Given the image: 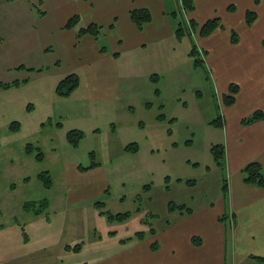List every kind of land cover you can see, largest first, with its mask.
<instances>
[{
	"label": "rangeland",
	"instance_id": "374dc122",
	"mask_svg": "<svg viewBox=\"0 0 264 264\" xmlns=\"http://www.w3.org/2000/svg\"><path fill=\"white\" fill-rule=\"evenodd\" d=\"M194 42L193 32L184 34L178 62H160L155 80L126 86L121 98L101 102L78 91L77 96L55 93L48 73L0 66L2 82L16 74L26 79L0 89V264H98L123 250L120 238L143 230L149 240L150 227L159 233L167 221L191 218L168 204L204 212L211 225L218 221L224 227L226 264H260L251 255L264 250L255 251L249 242L239 244L238 254L250 253L230 257L238 246H232L234 221L229 209L222 210V170L210 152L221 140L222 126L213 120L222 117L225 104L208 65L195 66L187 55ZM0 50L21 59V52H10L6 44ZM27 60L32 57L15 62ZM14 120L18 126L11 129ZM71 128L83 131L76 143L67 138ZM28 144L34 146L29 152ZM45 170L48 188L38 178ZM77 191L78 198L72 196ZM43 198L48 199L43 213L23 209L26 200ZM97 200L104 209L130 216L109 221L94 207ZM218 215L225 218L217 220ZM77 243L80 249L73 251Z\"/></svg>",
	"mask_w": 264,
	"mask_h": 264
},
{
	"label": "crops",
	"instance_id": "0c3cea01",
	"mask_svg": "<svg viewBox=\"0 0 264 264\" xmlns=\"http://www.w3.org/2000/svg\"><path fill=\"white\" fill-rule=\"evenodd\" d=\"M193 2L194 9L184 13L186 17L200 25L217 16L222 24L208 35L195 33L194 42L212 71L215 89L222 96L230 83L238 85L234 101L223 105L219 142L224 145L227 178L222 210L229 209L234 221L232 246H238L230 257L236 259L250 253L238 254L243 242L254 244L255 251L264 250V188L246 184L241 177L242 167L250 161H258L264 172V119L241 122L255 110L264 112V0L257 4L253 0ZM141 7L149 10L151 18L138 28L129 11ZM248 9L256 12L250 24L245 22ZM176 10L180 12L179 0H0V49L6 44L10 52H21V59L16 53L0 52V66L16 73L28 69L48 73L54 79V91L59 79L75 73L78 85L69 95L77 96L78 91L91 102L112 100L123 95L126 86L128 90L153 80L160 62L168 66L178 62L181 38L175 36V28L181 17ZM73 15L78 22L65 26ZM90 23L100 26L97 35L78 33ZM29 57V62H15ZM32 62L39 63L33 66ZM18 75L4 82L26 80ZM76 194L78 198V191L72 196ZM196 212L192 209L187 220L167 221L152 239L120 238L123 250L98 264H226L224 227L218 221L211 225L204 212ZM153 240L157 242L154 249Z\"/></svg>",
	"mask_w": 264,
	"mask_h": 264
},
{
	"label": "trees",
	"instance_id": "16d2710c",
	"mask_svg": "<svg viewBox=\"0 0 264 264\" xmlns=\"http://www.w3.org/2000/svg\"><path fill=\"white\" fill-rule=\"evenodd\" d=\"M5 1H11V0H5ZM254 3H259L260 0H253ZM179 11L188 13L191 12L194 9V2L193 0H179ZM129 17L131 21L138 27L141 28L144 23L150 20V12L147 8L141 7V8H133L129 11ZM185 18V19H184ZM256 18V12L253 9H248L245 12V22L247 24H250L254 19ZM78 22L77 15L71 16L67 22L65 23V26H73ZM221 21L219 17L213 16L210 18H207L204 22H202L200 25L197 24L192 18L188 17H182V19L178 22L177 27L175 28V36L180 39L184 34L191 35V32L193 34H198L200 36H205L211 33L213 30L221 27ZM100 30V26L95 23H90L87 26L80 27L79 28V34L83 33H90L92 35H97ZM236 40L235 32L231 31V41L234 42ZM203 55V51L200 50L195 43H192L188 55L192 58L193 64L195 66H202L204 65L203 57L200 55ZM155 80V78H152ZM19 81L14 80L12 82H0V87L7 88L10 85H18ZM78 85V76L75 73H69L63 76L61 79L58 80V82L55 85V93L61 95V96H67L69 95L73 89L76 88ZM155 94L158 93V88H154ZM238 91V85L236 83H230L228 86V90L226 93L222 95V101L224 104H231L235 99V94ZM156 118L161 120L163 118V114L159 113L156 115ZM264 119V112L261 110H255L250 115L243 117L241 122L243 124L250 123L255 120ZM213 123L215 125H221L222 126V118L218 117L216 120H213ZM18 121L14 120L11 122V129L17 128ZM83 135V131L78 128H71L67 131V138L71 143H76L78 139ZM31 144H28L26 146L27 152H29L31 149H33ZM37 150L35 157L37 159L42 158V152L39 148L35 147ZM134 149V147H132ZM210 152L214 158L215 163L217 166L222 170V182H221V190L226 195L227 193V178L225 175V154H224V145L222 143H213L210 145ZM92 165L88 166L91 167ZM83 168V167H82ZM87 168V167H84ZM241 177L242 181L246 184L254 185L257 187L264 188V172L262 170L261 164L258 161H250L246 163L242 169H241ZM38 178L42 182V184L45 187H50L51 184V177L49 175L48 171H42L38 174ZM96 208L98 209L99 214H102L106 217L109 221H125L129 216V211L124 212H111L107 209H104V202L97 200L94 204ZM48 206V199L43 198L40 201L35 200H26L23 202V209L27 212L32 213L33 215H38L40 213H43L45 209ZM176 208V209H175ZM169 210H177L180 214L184 213H191L192 208L187 207L184 204L172 206L168 204ZM225 218V215H220L218 217V220H223ZM150 233L153 234L155 229L150 227L149 229ZM110 233H113V231H110ZM133 237L135 239H142L144 237V231L143 230H137L134 232ZM131 239V237L124 238L122 240ZM193 241L196 242L195 238H192ZM157 246V242L155 240L152 241L151 247L154 249ZM80 247V244H76L72 246V249H78ZM65 248L70 249V247L67 245ZM252 258H255L260 264H264V255H251Z\"/></svg>",
	"mask_w": 264,
	"mask_h": 264
}]
</instances>
